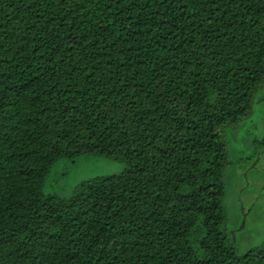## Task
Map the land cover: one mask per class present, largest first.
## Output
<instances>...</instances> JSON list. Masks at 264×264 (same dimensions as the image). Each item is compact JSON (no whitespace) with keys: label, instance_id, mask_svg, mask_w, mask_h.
I'll use <instances>...</instances> for the list:
<instances>
[{"label":"trees","instance_id":"obj_1","mask_svg":"<svg viewBox=\"0 0 264 264\" xmlns=\"http://www.w3.org/2000/svg\"><path fill=\"white\" fill-rule=\"evenodd\" d=\"M263 81L264 0H0V264H264L223 205ZM82 154L127 166L47 193Z\"/></svg>","mask_w":264,"mask_h":264},{"label":"rangeland","instance_id":"obj_2","mask_svg":"<svg viewBox=\"0 0 264 264\" xmlns=\"http://www.w3.org/2000/svg\"><path fill=\"white\" fill-rule=\"evenodd\" d=\"M261 84L249 114L224 132L230 157L225 172L224 228L240 254L264 241V81ZM126 166L122 160L101 155L61 158L52 165L44 189L68 197L83 179L120 173Z\"/></svg>","mask_w":264,"mask_h":264},{"label":"water","instance_id":"obj_3","mask_svg":"<svg viewBox=\"0 0 264 264\" xmlns=\"http://www.w3.org/2000/svg\"><path fill=\"white\" fill-rule=\"evenodd\" d=\"M245 221V219H243V222Z\"/></svg>","mask_w":264,"mask_h":264}]
</instances>
